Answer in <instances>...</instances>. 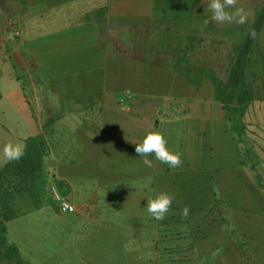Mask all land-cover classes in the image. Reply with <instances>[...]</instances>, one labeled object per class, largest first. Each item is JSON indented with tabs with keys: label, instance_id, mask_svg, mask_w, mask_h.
I'll use <instances>...</instances> for the list:
<instances>
[{
	"label": "crops",
	"instance_id": "obj_1",
	"mask_svg": "<svg viewBox=\"0 0 264 264\" xmlns=\"http://www.w3.org/2000/svg\"><path fill=\"white\" fill-rule=\"evenodd\" d=\"M208 3L0 0V169L6 144L41 135L50 177L46 203L15 197L4 225L60 220L53 233H67L42 260L3 264H158L167 244L180 264H264V24L246 53L251 98L231 113L210 79H227L264 0H239L245 24L211 21ZM149 131L180 167L143 164L135 147ZM53 188L74 212H60ZM160 193L173 196L165 218L140 223Z\"/></svg>",
	"mask_w": 264,
	"mask_h": 264
},
{
	"label": "trees",
	"instance_id": "obj_2",
	"mask_svg": "<svg viewBox=\"0 0 264 264\" xmlns=\"http://www.w3.org/2000/svg\"><path fill=\"white\" fill-rule=\"evenodd\" d=\"M262 24H264V8L257 12L251 30L254 29L257 34ZM253 42L254 39L248 34L238 48L226 80L219 79L215 75L210 77L215 88L216 99L221 101L231 113L235 107L251 98V90L245 86L244 69L248 61L246 53ZM24 144L27 145L25 155L19 160L9 161L0 169V239L1 233L5 231L4 222L13 217L10 204L15 197L26 194L34 203L36 198L40 199L37 200L38 203H46V195L49 192L48 146L45 140L41 135H36L27 138ZM139 219H141L140 223H153V217L145 216ZM175 235L177 234H170L168 231L160 232V236L166 240H173ZM156 251L160 256L158 264H180L179 259L173 257L175 253H179V250L172 248L170 244L159 245ZM11 257L19 259L15 246L7 244L3 247L0 243V264Z\"/></svg>",
	"mask_w": 264,
	"mask_h": 264
},
{
	"label": "clouds",
	"instance_id": "obj_3",
	"mask_svg": "<svg viewBox=\"0 0 264 264\" xmlns=\"http://www.w3.org/2000/svg\"><path fill=\"white\" fill-rule=\"evenodd\" d=\"M239 0H209L208 10L212 13L211 21L219 24L238 23L245 24L249 13L244 7H238ZM232 9V11H229ZM209 22V21H207ZM249 35L255 39L256 31L253 29ZM127 95L131 96V90H127ZM27 145L8 143L4 147V156L8 161L19 160L25 155ZM135 151L138 156L143 157V164L147 167L152 166V161L149 156L154 155L156 160L167 164L170 168H177L182 165L181 156L179 153L169 150L167 140L160 131H149L143 138L141 143L136 144ZM140 189L148 187L147 183H141ZM173 201V196L168 193H160L155 198L148 197L146 203L147 213L156 220H162L168 213ZM189 208L185 207L182 210V215L187 217Z\"/></svg>",
	"mask_w": 264,
	"mask_h": 264
},
{
	"label": "rangeland",
	"instance_id": "obj_4",
	"mask_svg": "<svg viewBox=\"0 0 264 264\" xmlns=\"http://www.w3.org/2000/svg\"><path fill=\"white\" fill-rule=\"evenodd\" d=\"M222 52H224V50H222L221 53ZM221 61H223V64H226L227 57L224 56L223 58H221ZM222 68H225V66L223 65ZM14 74L17 77H19L22 85L24 86L29 84L31 81V78H28L26 74L22 72L19 68L15 69ZM219 75L221 77H225L226 72H221ZM38 76H39L38 74L35 75L34 80H36ZM2 106H3L2 108H4L3 103ZM1 110L2 109H0V111ZM0 122L3 123L1 119ZM219 150L220 153L222 154L223 151H226V148H219ZM208 152L209 149L207 150V154L205 153V155H208ZM211 154L213 158L209 159L208 163L209 161L212 163L216 158L215 154H213L212 152ZM198 163L199 161L197 159L196 160L194 159L193 161H189V164L192 166H196L198 165ZM55 226L61 228L62 221L59 220L57 222V220H54L53 222H51L50 220V222H47V220L45 219L35 220L34 217L12 221L5 226V231L1 233L2 238L0 239V243L3 247L7 246V244L11 245L13 244V242L16 243L20 249V254H21L19 255L18 252V257H21L26 261L28 259H33L34 261L37 262L39 260L44 259V255L46 257L47 253L52 251L51 243L55 241H62L65 239V236L67 235L66 230L64 229L63 231H60L57 234L53 233V231L55 230L54 229ZM11 260H14L13 257H11Z\"/></svg>",
	"mask_w": 264,
	"mask_h": 264
},
{
	"label": "built area",
	"instance_id": "obj_5",
	"mask_svg": "<svg viewBox=\"0 0 264 264\" xmlns=\"http://www.w3.org/2000/svg\"><path fill=\"white\" fill-rule=\"evenodd\" d=\"M52 194L58 204V208L62 213H71L76 210V206L66 197L62 196L56 189H52Z\"/></svg>",
	"mask_w": 264,
	"mask_h": 264
}]
</instances>
